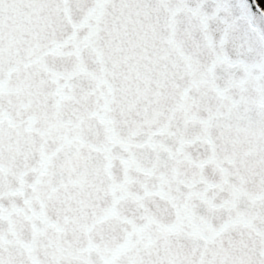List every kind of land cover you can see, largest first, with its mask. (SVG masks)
Listing matches in <instances>:
<instances>
[{"label": "snow or ice", "instance_id": "1", "mask_svg": "<svg viewBox=\"0 0 264 264\" xmlns=\"http://www.w3.org/2000/svg\"><path fill=\"white\" fill-rule=\"evenodd\" d=\"M0 264H264V8L0 0Z\"/></svg>", "mask_w": 264, "mask_h": 264}, {"label": "rangeland", "instance_id": "2", "mask_svg": "<svg viewBox=\"0 0 264 264\" xmlns=\"http://www.w3.org/2000/svg\"><path fill=\"white\" fill-rule=\"evenodd\" d=\"M261 5L264 6V0H259Z\"/></svg>", "mask_w": 264, "mask_h": 264}, {"label": "water", "instance_id": "3", "mask_svg": "<svg viewBox=\"0 0 264 264\" xmlns=\"http://www.w3.org/2000/svg\"><path fill=\"white\" fill-rule=\"evenodd\" d=\"M250 3V2H249ZM253 10H254V8H253Z\"/></svg>", "mask_w": 264, "mask_h": 264}]
</instances>
